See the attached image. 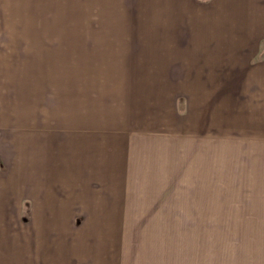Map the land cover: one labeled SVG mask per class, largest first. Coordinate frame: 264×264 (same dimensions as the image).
Wrapping results in <instances>:
<instances>
[{"label":"rangeland","instance_id":"obj_1","mask_svg":"<svg viewBox=\"0 0 264 264\" xmlns=\"http://www.w3.org/2000/svg\"><path fill=\"white\" fill-rule=\"evenodd\" d=\"M123 1L139 0H0V264H39L43 247L62 264H264V0L193 11L211 15L193 21L210 64L179 73L178 89L159 88L152 64L133 71L118 46L185 35L186 11ZM89 103L112 166L91 209L73 200L82 185L26 170L47 172L26 138L68 135Z\"/></svg>","mask_w":264,"mask_h":264},{"label":"crops","instance_id":"obj_2","mask_svg":"<svg viewBox=\"0 0 264 264\" xmlns=\"http://www.w3.org/2000/svg\"><path fill=\"white\" fill-rule=\"evenodd\" d=\"M221 2L224 1L139 0L135 1V4L133 2L123 1V6L119 8L185 10V20L187 25L189 20L190 25V28L186 29L185 35H178L177 33L171 32L145 35H121L125 37H122L119 40L121 41V44H119L118 50L121 52L122 57H126V59L128 58L129 62L127 63V66H130L131 69H133V71L137 72L138 74H142L146 72L145 69H143L145 68L144 66H150V64H152L154 67H150L154 69H147V72L149 73V70H152L151 72L154 73V82L165 85L160 86L159 88L163 87L162 89H165L166 86H169L171 89H178L179 73L183 74V72H185L189 74H195V67L205 68L210 64L208 61L210 57V41H206L208 47L204 53L202 50L198 49L200 48L201 44L204 49L205 41L201 38L195 40V36L193 34V21L194 18L198 20V22L199 20L203 21L205 19H210L211 15H204L201 13L200 15L197 14L195 16L193 11L225 9V6L221 5ZM187 11H189V15L187 14ZM146 58L151 59L147 60ZM198 71H201L200 73H204L203 71L207 73V70L204 69ZM191 78L187 80V83H194V77L192 76ZM188 106L189 105L187 103V108ZM189 111V108L186 109L187 114H190ZM97 118V113H93L92 106L89 103V109H85L83 113H77L73 120H68L67 126H65L70 132L68 135L64 134L63 136H59L58 139L48 138L47 140H38L33 136L26 138V157L29 155L30 160L38 153L42 155L43 159L46 160L43 162L47 165L46 173L41 172L43 168L40 169L36 165L33 167H27V174H32V177L34 175L40 176L39 180L40 182L44 183L43 186L46 185V182L47 184L50 183L49 179H54L56 177L58 179H62L64 181V185H70L68 190L74 193L77 192L75 191V186L82 185V189L79 193L82 194L81 196H83L84 199L82 200V198H74L73 200L80 202V204H82L84 201L85 203H89L86 206L88 209L92 208L90 203L94 201L91 197L92 194L95 193V191L92 190V187L98 185V172L108 171L112 167L106 154V144L108 143L109 132L105 130L101 136L103 140L99 145ZM104 154L106 155L104 156ZM99 155H103V157L99 158ZM29 160L26 159V165L29 163ZM105 174L107 175V173ZM80 207L85 208V205ZM42 250V258L46 259V261H40L41 263L39 264H62L59 257L53 258V260L43 257V255L47 254L44 247ZM50 250H53V248ZM28 252H35L37 255L39 252V246H37V243L35 246L29 248ZM65 252L66 250L64 248L54 249V253H56L57 256H64ZM48 253H50V251Z\"/></svg>","mask_w":264,"mask_h":264}]
</instances>
